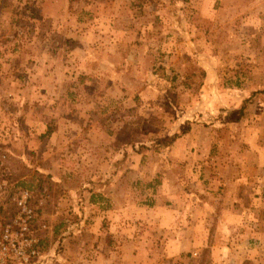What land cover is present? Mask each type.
Masks as SVG:
<instances>
[{
  "label": "rangeland",
  "instance_id": "374dc122",
  "mask_svg": "<svg viewBox=\"0 0 264 264\" xmlns=\"http://www.w3.org/2000/svg\"><path fill=\"white\" fill-rule=\"evenodd\" d=\"M47 1L0 0V152L12 184L5 195L30 189L37 223L46 224L37 225L31 264H93L99 245V264L124 247L127 258L138 250L141 264H159V199L180 204L203 231L206 205L233 193L224 178L244 181L264 169V0H69L83 39L74 47L68 31L62 48ZM31 115L51 119L49 151L22 125ZM89 115L95 127L73 121ZM64 134L71 139L60 141ZM91 182L115 200L114 225L80 216L77 189ZM242 192L249 200L257 191ZM96 226L109 227L108 236L92 238ZM206 241L213 250L184 261L219 264L218 236Z\"/></svg>",
  "mask_w": 264,
  "mask_h": 264
},
{
  "label": "crops",
  "instance_id": "0c3cea01",
  "mask_svg": "<svg viewBox=\"0 0 264 264\" xmlns=\"http://www.w3.org/2000/svg\"><path fill=\"white\" fill-rule=\"evenodd\" d=\"M68 3L69 0H48L46 3L47 7L49 6V11L47 13L53 16L54 20L50 19L52 21L57 20V36L61 48L67 43V40L64 41V39L68 31H70L69 36H73V38L76 39L74 47H78L83 39L84 25L79 23L80 19L78 16L74 18L76 12H69L72 9L67 7ZM73 19L74 21H72ZM55 36L54 31H51L46 37V42H48L50 46H52L54 40L57 39ZM74 49L76 50L77 48ZM75 65V68L81 67V69L84 70L79 60L75 61ZM57 75L60 78L59 89H61L67 76L65 74L64 77L62 65ZM49 78H51V76H49ZM52 90L55 92L53 85ZM64 100L65 99L62 98V101ZM91 115L94 114L92 113ZM91 115H89L90 120L75 117L73 121L84 126L90 122V126L93 125L95 127L97 122L91 119ZM30 117L31 119H29ZM23 120L24 116L23 118L21 117L20 121L22 125H29L30 136H32L35 141L38 140L39 143L44 137L43 139L46 141L45 146L49 147V151L53 140L56 138L49 132V126L52 124L51 119H49V121H47L46 117H44V119L41 117L40 119H35V116L31 115L27 117V121ZM41 122L44 123V128L40 133H37V126H39ZM34 125L36 126L33 127ZM62 138L68 141L71 139V136L64 134L60 136L59 140L63 141ZM34 148V150H36L37 146ZM90 160H93V158H90ZM119 162L120 161H116L111 164L110 168L113 169L111 172L117 170L116 164H124V159L120 163ZM95 170L98 171V169ZM253 171L255 176L244 181L240 178V174L238 173L235 176L227 175V177L224 178L225 180L222 181V184L225 186L224 189L227 191L233 190V193H229V195L223 199V202H215V206L211 205L213 203L206 205V210H208L209 213L207 212L208 214L205 216L206 219H204L206 222H209V227L208 229L205 227L203 231H199V226L196 222H193L192 218L194 217L192 215L181 216L180 204L176 207L174 204L167 203V201L164 202L162 199H159L157 205L153 203L155 206L152 211L154 218L153 222H159V264H190L184 261L185 257H188L190 260V257L193 258V256H197L204 248H211L213 250L216 244L208 243L206 239L209 238V236L212 237L215 235H217L219 239L220 248L217 255L219 264H264V258L261 257L264 256V169L262 167H255ZM108 173H110V171ZM246 187L257 191L256 193L252 192V197L249 200L243 197L244 194L242 190ZM77 190L83 201L81 206L84 209L79 213L81 217L86 216L89 221H96V223H99L100 220L107 224L110 223V221H112L113 225L116 223L113 217L115 200L113 198L110 199L109 194L105 195L106 198H103L101 196V191H103L101 187L96 185L95 182H91L79 186ZM187 219L190 220L188 221ZM118 224L122 228L121 222ZM108 229L109 227H93L91 229L93 232L92 238L95 236L101 239L104 235L108 236ZM111 229H113V226ZM123 229L125 228L123 227L122 230ZM122 236L124 237V235ZM81 243L84 244L85 241L82 239ZM110 243L113 242L107 239V245L105 246L108 247ZM100 248L102 249L101 245H99V250L93 247L91 251L93 264H99V262L95 260L100 259L102 255V250H100ZM108 252L109 258L106 262H103L104 264H141V260L132 255V253H136L138 250L128 253V258L126 257L125 247L121 252L112 250ZM144 252L145 251L141 249L139 253L144 254ZM86 253L87 252H83L81 254V261H84ZM115 258H118L117 262L114 261ZM153 260L155 261L154 264H156L155 258H153ZM144 263H146V261Z\"/></svg>",
  "mask_w": 264,
  "mask_h": 264
},
{
  "label": "built area",
  "instance_id": "2783aa9c",
  "mask_svg": "<svg viewBox=\"0 0 264 264\" xmlns=\"http://www.w3.org/2000/svg\"><path fill=\"white\" fill-rule=\"evenodd\" d=\"M8 154L0 152V264H31L39 255L37 212L31 205L30 189L18 188L5 195L12 184L6 178ZM10 206V209H7Z\"/></svg>",
  "mask_w": 264,
  "mask_h": 264
},
{
  "label": "trees",
  "instance_id": "16d2710c",
  "mask_svg": "<svg viewBox=\"0 0 264 264\" xmlns=\"http://www.w3.org/2000/svg\"><path fill=\"white\" fill-rule=\"evenodd\" d=\"M176 137H177V136L175 135V136L171 137L170 139H167L166 141H168V143H170V141L175 140Z\"/></svg>",
  "mask_w": 264,
  "mask_h": 264
}]
</instances>
